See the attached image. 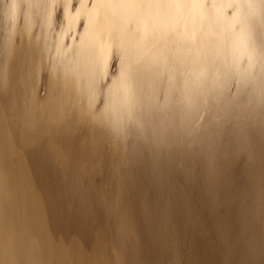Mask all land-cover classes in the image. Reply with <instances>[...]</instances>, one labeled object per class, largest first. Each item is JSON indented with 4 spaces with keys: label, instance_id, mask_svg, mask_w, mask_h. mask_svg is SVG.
<instances>
[{
    "label": "bare ground",
    "instance_id": "6f19581e",
    "mask_svg": "<svg viewBox=\"0 0 264 264\" xmlns=\"http://www.w3.org/2000/svg\"><path fill=\"white\" fill-rule=\"evenodd\" d=\"M137 11L0 0V264H264V3Z\"/></svg>",
    "mask_w": 264,
    "mask_h": 264
},
{
    "label": "snow or ice",
    "instance_id": "6c2138e0",
    "mask_svg": "<svg viewBox=\"0 0 264 264\" xmlns=\"http://www.w3.org/2000/svg\"><path fill=\"white\" fill-rule=\"evenodd\" d=\"M78 3H107L133 6L137 9V15L154 19L165 18L169 21L183 22L188 16L189 8L193 4L206 3L207 0H77ZM231 2L254 3L255 0H231ZM264 3V0H260ZM134 23V21H133Z\"/></svg>",
    "mask_w": 264,
    "mask_h": 264
}]
</instances>
